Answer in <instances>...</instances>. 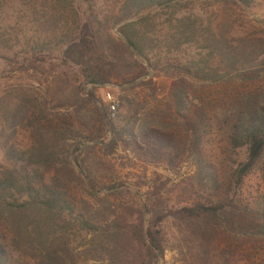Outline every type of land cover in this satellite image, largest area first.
Returning <instances> with one entry per match:
<instances>
[{
	"label": "trees",
	"instance_id": "obj_1",
	"mask_svg": "<svg viewBox=\"0 0 264 264\" xmlns=\"http://www.w3.org/2000/svg\"><path fill=\"white\" fill-rule=\"evenodd\" d=\"M78 1L24 0V3L34 6V18L47 33L55 35L63 23L61 39L69 40L73 35L71 22L79 18L75 7ZM200 1L123 0L112 17L97 20V27H91L87 33L85 65L79 69L55 58L51 50L45 49L47 45L25 60L21 70L48 76L51 100L39 97L34 90L14 87L0 96V150L4 156L0 166V264H85L84 258L102 264H159L165 258L163 221L148 226V207L139 193L126 184L109 185L104 181L108 166L97 153L98 145H90V138L78 130H70L59 139L53 123L55 110L83 107L86 86L93 87L86 99L89 102L96 100L99 88L114 80L131 85L146 76L147 68L135 60L137 56L145 58L158 75L163 72L174 80L170 94L163 100L156 99L158 105L149 118L186 120L193 84L238 83L248 62L241 60V47L228 42L230 32L221 36L201 31L200 17L188 14ZM209 1L238 9L250 4V0ZM4 5L0 3V12ZM167 14L169 19L159 23ZM134 18L139 19L121 28L125 41L111 33L113 26ZM161 24V42L151 47L147 34H157ZM227 27L231 28L229 20L225 21L224 28ZM140 28H145L147 34L142 36ZM196 42L219 51L214 66L170 63V55L185 54ZM163 54L169 61L166 64L162 62ZM140 113L131 114L124 121L127 125L135 122L132 126H136L140 135L156 143L160 131L149 127L148 121L137 119L135 115ZM231 113V152L236 154L245 149L247 153L246 161L233 173L234 182L241 186L264 162V91L244 97ZM111 114L109 105L100 111V121L113 127ZM20 130L29 134L27 149L17 145ZM113 130L114 141L107 149L111 153L121 144V133ZM201 144L200 135L193 132L190 152L198 167V185L210 187L216 182L210 181L211 166L202 154ZM102 191L106 193L100 196ZM115 201L124 205L117 210ZM225 211L224 205L213 201L201 203L189 199L182 213L188 220L220 224ZM261 214L264 221V211ZM253 228L264 232V224Z\"/></svg>",
	"mask_w": 264,
	"mask_h": 264
},
{
	"label": "rangeland",
	"instance_id": "obj_2",
	"mask_svg": "<svg viewBox=\"0 0 264 264\" xmlns=\"http://www.w3.org/2000/svg\"><path fill=\"white\" fill-rule=\"evenodd\" d=\"M0 3L5 4L0 12V96L14 87L34 90L39 97L51 100L48 76L21 70L25 67V60L39 54L41 47L47 45L45 49L51 50L55 58L66 60L74 69L81 68L87 55L84 46L87 33L91 32V27H97V20L107 15L112 17L123 0L76 2L79 18L71 22L73 35L69 40L68 37L61 39L63 23L59 24L60 29L55 35L43 30L34 18V6L24 0H0ZM149 13L145 12L141 17ZM188 14L200 17L202 32L209 30L214 35L230 32L228 42L233 47H241V60L248 64L238 83L193 84L190 86V114L186 120H164L162 116L149 118L158 100L170 94L174 80L163 72L158 75L159 72H155L145 58L137 56L135 60L147 68L146 76L131 85L114 80L96 91L95 101H86L93 91L92 86H86L82 108L55 110L54 130L59 139L70 130L88 136L90 145H98V155L106 160L108 168L104 181L109 185L126 184L139 193L148 207V226L163 221L167 252L159 264H264V232L253 228L264 224L261 214L264 211V162L241 186H237L233 173L246 161L247 153L244 149L233 154L230 147V116L234 107L244 97L264 91V0H250V4L241 9L201 0L188 10ZM138 19L113 26L111 33L121 42L125 41L122 26ZM168 19V14L164 15L159 23ZM226 20L231 28H224ZM159 28L157 34H147L145 28H140L142 36L147 34L151 47L161 42L162 24ZM153 54H150L152 59ZM219 55V51H211L203 42H196L187 48L185 54L170 55L168 59L174 64L192 62L203 67L206 63L214 66ZM168 59L162 55L164 64L169 62ZM108 93L112 94L117 105L116 112L112 111L113 103L107 99ZM109 105L113 112V127L100 121V111ZM139 111L141 113L135 115L137 119L148 121L149 127L160 131L156 143L150 137H142L136 126H132L135 122L127 125L124 121ZM114 128L121 133V144L111 153L107 149L114 141ZM193 132L201 137L202 154L211 166L210 181L216 182L210 187L198 185V167L190 152ZM16 141L19 148L27 149L30 146L28 132L20 130ZM3 162L0 150V166ZM105 193L102 191L100 196ZM189 199L224 205L226 211L220 224L188 220L182 211L188 206ZM121 202L115 201L117 210L124 205ZM83 261L85 264H102L85 258Z\"/></svg>",
	"mask_w": 264,
	"mask_h": 264
},
{
	"label": "built area",
	"instance_id": "obj_3",
	"mask_svg": "<svg viewBox=\"0 0 264 264\" xmlns=\"http://www.w3.org/2000/svg\"><path fill=\"white\" fill-rule=\"evenodd\" d=\"M107 99H108L111 103H113L112 111H113V112H116V110H117V105L115 104V101H114L113 96H112L111 93H108V94H107Z\"/></svg>",
	"mask_w": 264,
	"mask_h": 264
}]
</instances>
